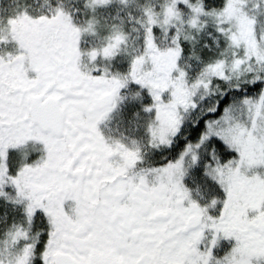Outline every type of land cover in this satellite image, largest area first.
<instances>
[{
	"label": "snow or ice",
	"instance_id": "6c2138e0",
	"mask_svg": "<svg viewBox=\"0 0 264 264\" xmlns=\"http://www.w3.org/2000/svg\"><path fill=\"white\" fill-rule=\"evenodd\" d=\"M0 264H264V0H0Z\"/></svg>",
	"mask_w": 264,
	"mask_h": 264
}]
</instances>
